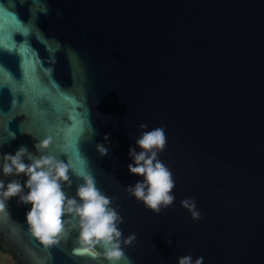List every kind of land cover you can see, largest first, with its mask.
I'll use <instances>...</instances> for the list:
<instances>
[{
  "label": "water",
  "instance_id": "95a60500",
  "mask_svg": "<svg viewBox=\"0 0 264 264\" xmlns=\"http://www.w3.org/2000/svg\"><path fill=\"white\" fill-rule=\"evenodd\" d=\"M0 243L264 264V0H0Z\"/></svg>",
  "mask_w": 264,
  "mask_h": 264
},
{
  "label": "rangeland",
  "instance_id": "374dc122",
  "mask_svg": "<svg viewBox=\"0 0 264 264\" xmlns=\"http://www.w3.org/2000/svg\"><path fill=\"white\" fill-rule=\"evenodd\" d=\"M0 264H15V261L8 252L0 249Z\"/></svg>",
  "mask_w": 264,
  "mask_h": 264
},
{
  "label": "trees",
  "instance_id": "16d2710c",
  "mask_svg": "<svg viewBox=\"0 0 264 264\" xmlns=\"http://www.w3.org/2000/svg\"><path fill=\"white\" fill-rule=\"evenodd\" d=\"M0 249L4 250V249L2 248V246H1V243H0ZM4 251H5V250H4Z\"/></svg>",
  "mask_w": 264,
  "mask_h": 264
}]
</instances>
